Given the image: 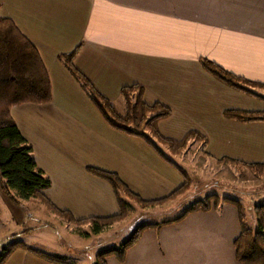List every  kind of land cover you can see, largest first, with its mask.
<instances>
[{
	"label": "crops",
	"instance_id": "0c3cea01",
	"mask_svg": "<svg viewBox=\"0 0 264 264\" xmlns=\"http://www.w3.org/2000/svg\"><path fill=\"white\" fill-rule=\"evenodd\" d=\"M0 17L10 20L31 43L47 72L50 102L14 106L9 114L31 146L37 168L49 181L55 180L49 165L61 175L57 184L55 181L54 195L48 194V187L45 197L74 219L104 218L117 213L116 203L113 205L108 193L95 184L94 176L84 171L92 165L80 149L84 144L93 147L86 133L97 127L107 130L99 127L94 118L90 119L91 115L67 107L62 88L53 89V83L59 88L71 85L67 77L72 76L57 56L75 49L73 61L79 59L78 55L90 59L98 56L99 63L106 65L102 74L109 81L125 84L121 87L141 85L146 104H150L145 98L148 88L151 103L169 108V116L164 120L171 121L173 103L180 106L188 103L187 111L204 118L203 123L190 130L204 136L205 143H189L181 154L173 157L182 159L189 153L184 166H179L188 176L190 167L200 176L209 174L206 167L220 169L223 165L216 164L220 158L246 164L264 162V122L221 120L227 119L222 115L224 111L239 110L223 104L231 88L209 76L199 63L208 61L235 77L264 85V0H0ZM116 61L121 68L112 76L110 69ZM123 76L128 80L122 81ZM14 111H19L21 123L14 119ZM137 145V153L135 149L118 145L116 169L98 168L115 173L120 180L123 173L119 168L125 166L128 172L132 169L136 182L145 186L142 192H147L146 195L136 191V187H129L124 179L121 181L145 201L161 199L183 183L182 177L172 172L173 166ZM192 150L196 156L191 157ZM36 212L46 219H57L45 209ZM16 215L0 193V246L9 243L6 240L13 239L15 233L22 234L19 242L32 244L24 239L29 236L28 230L17 229L24 219ZM237 235L235 207L219 202L215 208L189 212L178 221L143 229L137 241L125 250L121 262L113 256L106 257L104 262L237 264L232 249ZM22 255L24 264H48L31 258L28 253Z\"/></svg>",
	"mask_w": 264,
	"mask_h": 264
},
{
	"label": "trees",
	"instance_id": "16d2710c",
	"mask_svg": "<svg viewBox=\"0 0 264 264\" xmlns=\"http://www.w3.org/2000/svg\"><path fill=\"white\" fill-rule=\"evenodd\" d=\"M75 55L76 49L69 54L57 56V59L64 64L67 72L79 83L80 88L87 92L89 101L107 127L141 139L145 145L153 148L161 159L173 166L182 177L183 183L161 199L145 201L129 190L115 173L87 168L90 175L107 183L115 199L117 213L104 218L74 219L68 211L56 208L43 194L49 187L50 181L37 168L31 146L23 139L9 114L10 108L14 106L49 103L51 92L48 75L31 43L19 33L10 20L0 17V193L14 205L22 202L31 203L41 206L65 224L76 227L91 225L99 230L124 220L130 203L141 209H147L159 206L185 193L189 187L186 172L167 158L155 143L161 145L168 155H178L189 141L194 140L203 144L205 137L195 130L186 131L178 139L162 136L157 125L169 116L170 110L158 102L146 104L142 99L143 88L138 84L122 87L119 90L122 105L121 110L117 111L106 98L93 91L89 81L72 67ZM199 63L201 68L215 80L264 103V97L254 92V90L264 92V85L235 77L208 61L200 60ZM222 115L237 123L264 122V111L226 110ZM216 162L243 168L256 179L264 176V162L246 164L227 158H220ZM219 202L231 203L237 211L238 235L232 242L235 262L264 264V200L251 208H246L236 200L218 199L215 196H208L190 204L172 220L154 225L135 226L127 239L118 246L109 247L97 253L94 264H105L104 259L109 256L121 262L125 250L137 241L143 229L178 221L189 212L215 208ZM250 223L253 225L252 228L249 226ZM24 229L22 232L25 231ZM17 249H22L48 264H65L64 257L44 247L19 241H11L0 247V264H5L7 258Z\"/></svg>",
	"mask_w": 264,
	"mask_h": 264
},
{
	"label": "rangeland",
	"instance_id": "374dc122",
	"mask_svg": "<svg viewBox=\"0 0 264 264\" xmlns=\"http://www.w3.org/2000/svg\"><path fill=\"white\" fill-rule=\"evenodd\" d=\"M94 57V59H90L91 57H86L84 54L78 55L79 59H75L74 61H72V67L77 70L78 74L88 77L93 91L106 98L111 106L118 111L121 108V98L119 95V90L122 88L121 85L125 84L113 83L108 80L109 78H105L104 74H102V71L106 68V65L103 63H99L98 60L101 61V59L98 56ZM113 63L114 68L110 69V74L112 76L118 70H120L117 68H121V64L119 61ZM67 78L68 80H70L71 85L66 84L67 86L59 88L58 85H55L53 83V89L61 90L62 88V92L67 98V107L72 106L70 108L75 111H80L91 115V117L89 116L90 119L94 118L99 127H103L107 130V132H104V129L99 130L100 128L97 127L96 130H92L91 132L86 133L87 137L90 139L89 143L92 144L94 149L90 150L93 147L91 148V146L87 144H84V146H82L80 149L82 151V154H84V157L86 159L88 158V161L91 162L92 166H89V168L102 171H106L107 169H116L118 167L117 153L119 144L124 145L128 149H135L136 153V146H138L137 144H139L140 146H142V148L144 147V150L156 154L153 148L145 145L138 137L125 135L111 130L108 127H105L104 122L89 101V95L87 94V92L80 88L79 83L72 77ZM121 79L122 81L128 80L124 76ZM126 83L129 84L130 82ZM128 86L131 85L129 84ZM254 92L264 97V92L256 90H254ZM148 93L149 90L148 88H146L145 98L148 103H151V98L150 96H148ZM227 96L228 98L224 100L223 104L224 106L231 109L250 111L264 110V103L252 97L251 95L243 94L239 91L230 89V93ZM172 105L174 106V111L171 121H169L170 119L164 120V122L158 125L159 127L157 126L159 128L158 131L162 136L177 139L180 138L186 131H189L193 127H197V125H200V123L204 122V118L192 113L193 111H187L188 109L185 108V106H190V104L184 103L180 106L179 103H173ZM18 112L19 111H14L13 117L14 119H18V122L21 123V115H17ZM221 120L228 119L223 118ZM151 141L155 143L153 139H151ZM192 142H194L195 144L201 143L191 140L187 143V145ZM155 144L157 148L163 151L165 156L170 160L171 157L173 158L174 156H178L185 150H182L178 155H168L161 145L157 143ZM195 148L196 145L195 147H193V150H195ZM50 149L53 151L55 150L52 146ZM193 150L191 152V157L197 155V153ZM81 151L79 152L81 153ZM142 153H144L143 150ZM188 154L187 156L183 155V157H181L182 159L186 158L185 161L183 160L182 162V159L180 158H173V162L177 166H184L183 163H186L187 158L190 157ZM216 164L219 163L216 162ZM220 165H223L220 167V169L212 167L210 170L209 167H206V170L209 171V174L207 173L204 176L198 175V172L194 170L195 168L190 167L189 171H191V173L189 174V176L187 175L189 179V187L185 191V193L159 207L141 209L135 204L130 203V207L124 220L99 230L95 229L91 225L76 227L74 225L65 224L58 219H54V221L51 219H46L45 217H42V213L38 214L36 212L37 210H43L41 209V206H37L31 203L22 202V205H13L12 203H10V206L12 208V211L18 215L15 216L16 218H19L21 216V219H24V222L18 224L20 226L19 228H17L19 230L25 227L24 230H28L26 233H28L29 236L24 239L30 241L32 244L38 243L35 245L44 247L48 251L64 257L63 263L65 264H94L95 256L97 253L109 247L118 246L120 243L127 239L129 233L135 226H138L140 224H157L161 221L175 218L176 216L181 214L188 205L197 201H201L205 197L212 196L211 194H214L217 197H226L231 200H236L242 203L246 208H251L253 205H257L261 203L262 200H264V176L256 179L243 168H238L231 164ZM98 167H104L106 170L99 169ZM122 167L124 172L122 171ZM122 167L119 168L121 169V173H123L122 179L126 181L129 187L133 189L134 187H136V191H141L140 193H143L142 195H146L147 192H142V189H144L145 186L143 185V183L138 184L136 182L134 174L131 173L132 169L131 172H128L125 166ZM49 168L51 169L50 171L55 180H50L51 185L48 188V194L54 195L56 184L58 183L61 175H59V173L55 170H52L53 166L49 165ZM172 170H174L172 172H174L176 176H178V173L175 171V169ZM84 171H87V168H84ZM196 172L197 175H194ZM94 178L98 182H102L98 183L95 180V184L100 186V188H103L102 191H104V193H108L111 198L112 204L114 205L115 199L112 192L110 191V188L107 190V183L96 177ZM178 178L180 177L178 176ZM177 187L178 186H176L174 189H176ZM95 189L96 191L98 190L97 187ZM46 192L47 190L43 192L44 196ZM148 195H150V193ZM51 199L53 201H57L56 198ZM68 202L70 203L69 200L67 201V204H69ZM114 211L117 212L116 207L114 208ZM41 220H44L46 223L43 224ZM249 226L251 228L253 227L251 223ZM11 229H13V227ZM21 235L22 234H16L13 239H7L6 241H18V239L21 238ZM14 254L15 255H12L10 258H7L8 261L6 260L7 263L5 262V264H24V262H21L23 256L22 254L27 253H25L22 249H17L16 253ZM30 256L31 258H35V260H41L33 255Z\"/></svg>",
	"mask_w": 264,
	"mask_h": 264
}]
</instances>
